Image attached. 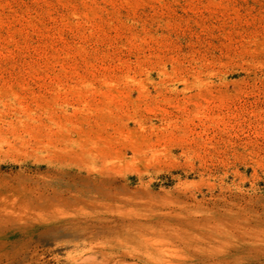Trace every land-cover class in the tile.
<instances>
[{
    "label": "rangeland",
    "instance_id": "obj_1",
    "mask_svg": "<svg viewBox=\"0 0 264 264\" xmlns=\"http://www.w3.org/2000/svg\"><path fill=\"white\" fill-rule=\"evenodd\" d=\"M0 264H264V0H0Z\"/></svg>",
    "mask_w": 264,
    "mask_h": 264
},
{
    "label": "bare ground",
    "instance_id": "obj_2",
    "mask_svg": "<svg viewBox=\"0 0 264 264\" xmlns=\"http://www.w3.org/2000/svg\"><path fill=\"white\" fill-rule=\"evenodd\" d=\"M164 234H165V233H164ZM169 234H170V233H169ZM169 234H168V235H169ZM172 236H174V235H172ZM178 241H180V240H178ZM125 253H126V252H125ZM126 254H127V253H126ZM126 256H127V255H126ZM112 257H113V256H112Z\"/></svg>",
    "mask_w": 264,
    "mask_h": 264
}]
</instances>
